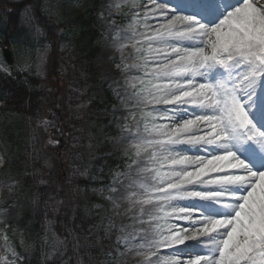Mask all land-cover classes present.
Returning a JSON list of instances; mask_svg holds the SVG:
<instances>
[{
  "label": "rangeland",
  "instance_id": "374dc122",
  "mask_svg": "<svg viewBox=\"0 0 264 264\" xmlns=\"http://www.w3.org/2000/svg\"><path fill=\"white\" fill-rule=\"evenodd\" d=\"M175 1L181 3V0ZM188 1L193 5L197 0ZM202 1L203 5L197 9L205 16V8L212 9L218 0ZM40 2L51 22L56 24L52 31L56 35V41L41 44L40 35L32 31L33 46L25 42H11L10 49L15 60L13 67L6 64L3 57L4 47L0 45V77L13 71L29 72L44 77L56 91L53 83L56 81L61 84L62 81L51 74L50 59L53 55L60 56L71 46L74 21L80 14L87 12L91 0ZM223 10L222 5L219 12ZM1 13L0 10V15ZM192 14L188 13L185 16L196 17L194 16L196 13ZM149 18H152V14L143 12L140 0H100L96 19L98 37L95 47L98 54L94 64L99 72V84L95 92L102 107L93 114L88 124L90 135L84 175L89 186L82 192L80 206L86 217L96 219L93 232L102 254L111 264H149V260L156 261L157 258L161 262L166 261L168 257L158 254L145 262L143 257L148 254L147 252L137 254L133 252L148 241L157 243L163 240L171 226H175L174 231L182 227H191L189 225L191 218L186 221L165 217L164 213L172 210L171 205L178 208L172 201L165 203L161 209H154L153 215L144 220L140 217L143 206L139 198L137 204L128 209L123 208L118 200L119 192L133 190L128 182L136 181L131 180L132 169L136 165L139 175L153 187H160V180L168 179V174L175 169L168 166L173 164V159H180V155L174 149L163 146L165 137L171 133L172 128H183L182 121H185V115L191 105L156 103V100L164 95L165 86H172V90L180 94L178 91L182 89H176L174 86L180 84L185 88L192 84V80L188 73L175 81L163 77L159 72L164 62L151 59L153 45L147 41L136 45V38L150 24ZM151 31L148 29L146 33L149 34ZM0 42H4L2 37ZM142 82H147L151 86L141 90ZM191 90L190 87L189 91ZM110 98L113 102H110ZM3 109L4 104L0 102V264H29L35 252L30 233L31 223L27 224L25 219L26 215L32 216L35 211L33 199L23 185L29 166L25 167L23 175L13 169L6 128L12 125L18 116L4 113ZM150 115H153L157 125L149 126L146 123ZM37 137L41 142L45 140L42 130L38 128ZM128 137L133 138L129 139L130 143ZM58 139L63 138L61 136ZM58 139L53 142L51 153L47 151L45 155L46 165L50 167H64L58 160L65 153L63 151L65 143L61 145ZM102 150H107V154L100 153ZM104 156L126 159L125 164L106 182H103L101 176L102 169L97 167L99 158ZM258 160H264V156ZM69 203L73 207L71 199ZM54 245L52 237H49L50 249L47 246L46 249L50 253ZM197 248L200 250L202 246L197 245ZM211 253L212 248L206 246L199 257ZM164 254L182 264L183 253L180 251L174 249ZM132 259L140 260L133 262Z\"/></svg>",
  "mask_w": 264,
  "mask_h": 264
},
{
  "label": "snow or ice",
  "instance_id": "6c2138e0",
  "mask_svg": "<svg viewBox=\"0 0 264 264\" xmlns=\"http://www.w3.org/2000/svg\"><path fill=\"white\" fill-rule=\"evenodd\" d=\"M152 3L154 5L152 12L155 15L167 17L165 26L167 31L164 35L188 41L189 45H196L172 47L175 59L170 65L163 66L164 75L188 73L194 79L203 76L205 71L213 66H220L226 70L233 67L243 69L242 76L230 88L223 84L195 82L189 85L194 91H189L183 85L177 84L174 87L182 89L178 94L172 90V86H165L164 95L157 99L156 103H198L199 107L211 110L212 114L195 117V122H200L204 126L202 129L204 134L190 138L187 143L209 146L220 144L223 148H228L227 141L247 137L264 146V133L258 131L252 124L236 94L241 87L247 94L248 90H252L254 85L264 78V0H241L237 6L227 11L217 24L210 27L200 23L196 17L171 15L169 9L158 3V0H152ZM185 97L191 99L186 100ZM193 123L192 119H186L183 129L177 128L176 132L187 131ZM168 142L182 143L178 138H170ZM172 163L194 164L196 167L193 171H189L187 167L174 169L168 174L167 180L161 179V186L156 189L160 193L158 199L168 202L187 197L202 199L222 197L227 201L225 206L230 208L233 214L202 222L191 220L192 224L198 225L195 228L182 227L174 231L175 226H171L164 239L158 241L154 247L172 248L187 240L206 237L209 238L212 253L189 259L183 264H264V171L252 170L230 151L210 158L193 159L183 156L178 160L173 159ZM197 183L205 186L236 187L234 191L229 188L224 193L216 191L207 195L184 191L185 185ZM170 207L172 210L165 212V217L187 221L192 216L191 212L184 209L172 205ZM73 246L79 247V241ZM164 255L169 259L161 262L157 258L156 261L149 260V264H180L171 256ZM62 256L63 252L58 253L52 264H57Z\"/></svg>",
  "mask_w": 264,
  "mask_h": 264
},
{
  "label": "trees",
  "instance_id": "16d2710c",
  "mask_svg": "<svg viewBox=\"0 0 264 264\" xmlns=\"http://www.w3.org/2000/svg\"><path fill=\"white\" fill-rule=\"evenodd\" d=\"M40 1L0 0L2 47L10 46L11 42L33 46L32 31L40 35L41 44L56 41L52 33L56 24L51 22ZM99 5L100 0L91 1L87 12L75 20L71 46L60 56L53 55L50 59L51 74L62 81L61 84L53 83L56 91L44 77L29 72L13 71L0 80V100L6 105L4 111L18 116L6 129L13 169L22 174L29 166L23 185L35 209L32 216L25 217L26 222L32 224L30 233L35 245L30 264H52L60 252L63 256L57 264H104L107 261L93 234L94 222L85 216L80 206L82 191L87 185L83 175L88 124L102 107L95 92L99 72L94 65L98 54L95 40ZM147 85L142 83L141 90ZM148 122L155 124L153 119ZM37 128L44 133L43 142L37 137ZM61 136L67 138L65 153L58 160L64 168L50 167L46 165L45 155L53 150V142ZM101 153L107 154L104 150ZM121 163V159L104 156L99 158L97 166L108 179ZM49 237L55 244L52 253L46 249V246L50 249ZM76 241L79 247L73 246Z\"/></svg>",
  "mask_w": 264,
  "mask_h": 264
},
{
  "label": "bare ground",
  "instance_id": "6f19581e",
  "mask_svg": "<svg viewBox=\"0 0 264 264\" xmlns=\"http://www.w3.org/2000/svg\"><path fill=\"white\" fill-rule=\"evenodd\" d=\"M141 5L143 6V12L147 14H152V18H149L150 24L146 27V30L138 35L136 38V45H141L146 41L149 42L152 46L151 49V59L153 61L157 60L158 62H164L161 69L160 74L167 78L170 81L177 80L180 76L187 75V73L182 75H164L163 74V66L165 64H171L172 60L175 59V54L172 52V47H181L185 44V46H196V45H189L188 41H181L174 37L164 35L167 31L165 27L167 24V17L164 16H157L152 12V8L154 7L152 0H140ZM241 0H218L216 5L212 6V9L205 10V16H209L206 18L199 14L196 9V6H201L203 1H196V6L190 5L188 0H181L176 2L175 0H158V3H161L169 9L171 15H187L188 13H193L198 18L200 23H204L206 26H213L217 24L229 11L230 9L237 6ZM224 6V10L220 11L221 6ZM142 16V13L140 14ZM156 24V25H154ZM182 27V25L180 26ZM151 29L152 31L147 34L146 31ZM147 37V38H145ZM132 53V50H131ZM243 74V69L239 67H233L231 69H224L220 66H213L207 69L203 76L195 77L194 79L191 78L192 84L196 83H210L213 85H220L223 84L225 87H232L234 83H236L240 76ZM166 79V80H167ZM188 86V90L190 89ZM191 91H194L192 88ZM179 93L182 90L178 91ZM237 98L240 102L244 105L245 111L249 115V119L252 121V124L255 128L264 133V78H261L255 85L252 90H248L247 94H245V89L241 87L239 91H237ZM251 97V99H249ZM186 100L191 98L185 97ZM199 98H197L198 100ZM212 114L210 109L201 108L198 106V103L191 104L187 114L185 115L184 120L192 119L194 123L190 125L187 131H181L179 133L176 132V128H172L171 133L165 137V143L163 146L167 148L174 149L180 155V158L183 156H188L191 158H210L215 155H222L226 154L227 152H232L235 154L237 159L242 160L243 162H247L248 165L252 170L256 172L264 171V160L259 161L257 158L264 156V147L257 143L256 141L249 140L247 137H241L237 140H229L228 148H223L220 144L217 145H204V144H190L187 141L194 137L203 135V125L200 122H195L196 116L201 115H209ZM185 122V121H182ZM183 129V128H181ZM171 139H180L182 143L173 144L169 143L168 141ZM123 140L120 139V141ZM129 143L131 142L128 139ZM168 167L170 168H182L187 167L189 171L195 170V165H180V164H171ZM213 176L220 175V174H212ZM207 179V177H205ZM131 180H136L133 183L131 181L128 182L130 187H133V190L129 189L130 191L123 193L119 192L118 195L120 198L118 199L121 203L122 207L128 209L133 207L137 204V199L141 200L140 204L143 206V211L141 212L140 217L144 220L148 217H151L154 213V209L159 208L161 209L166 201L158 199L160 193L156 191V187H153L150 182L145 180L138 172V165H136L132 169ZM166 187V185H165ZM184 191L189 192H200L205 195L220 191L222 193L226 192L229 188L218 186V185H209L205 186L203 184H193V185H185ZM236 186L231 187L234 191ZM123 193V195H120ZM150 201L149 203H144L143 201ZM169 202V201H168ZM174 205H177L178 208L184 209L186 212H191V220L197 221H204L208 219H217V218H225L232 215V210L225 206L227 201L225 199L216 198V199H202L200 197H187V198H178L173 199ZM158 205L162 207H158ZM159 214V213H158ZM188 228H195L198 225H194L189 222ZM156 242L148 241L143 246H139L133 252L134 254L147 252L148 254L144 255L145 262H147L151 257H156L159 255H164L165 252L169 250L173 251L174 249L183 253L182 255V264L184 261L189 259H193L199 257L200 254L204 252V248L209 246V238L206 237H199L196 240H188L184 244H180L178 247L174 246L172 249H158L154 247ZM197 245L202 246L199 250ZM142 259V258H141ZM133 262L135 260L140 259H132Z\"/></svg>",
  "mask_w": 264,
  "mask_h": 264
},
{
  "label": "water",
  "instance_id": "95a60500",
  "mask_svg": "<svg viewBox=\"0 0 264 264\" xmlns=\"http://www.w3.org/2000/svg\"><path fill=\"white\" fill-rule=\"evenodd\" d=\"M4 57H5V60L8 63V65L12 66L13 65V58H12V54H11L9 49H5Z\"/></svg>",
  "mask_w": 264,
  "mask_h": 264
}]
</instances>
